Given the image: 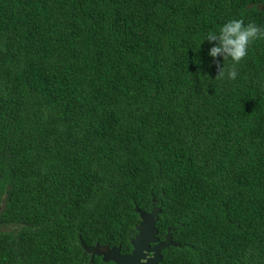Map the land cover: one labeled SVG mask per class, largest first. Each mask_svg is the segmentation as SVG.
<instances>
[{"label":"trees","instance_id":"1","mask_svg":"<svg viewBox=\"0 0 264 264\" xmlns=\"http://www.w3.org/2000/svg\"><path fill=\"white\" fill-rule=\"evenodd\" d=\"M261 4L0 0V264H114L158 207L161 264H264V38L235 80L202 42Z\"/></svg>","mask_w":264,"mask_h":264},{"label":"water","instance_id":"2","mask_svg":"<svg viewBox=\"0 0 264 264\" xmlns=\"http://www.w3.org/2000/svg\"><path fill=\"white\" fill-rule=\"evenodd\" d=\"M258 8L263 9L264 4L259 5ZM138 212L141 220L136 226L138 233L131 240L133 249L130 253L122 254L120 247L101 246L99 244L92 248L84 246L85 250L94 251L101 255L105 262L111 261L114 264H159L162 261V250L170 246H179V243L173 240L171 228L168 229L163 241L158 237L159 230L156 224L158 215L161 213L160 207L151 212L140 209Z\"/></svg>","mask_w":264,"mask_h":264},{"label":"clouds","instance_id":"3","mask_svg":"<svg viewBox=\"0 0 264 264\" xmlns=\"http://www.w3.org/2000/svg\"><path fill=\"white\" fill-rule=\"evenodd\" d=\"M264 38V27L255 23L245 24L242 19L233 18L225 22L219 31L208 32L205 39L209 43L216 42L209 50L213 58L223 57V60L231 58L233 64L227 70V78L235 80L238 76V65L248 54L249 45L256 39ZM201 42V43H202ZM225 67L218 65L215 79L225 78Z\"/></svg>","mask_w":264,"mask_h":264},{"label":"flooded vegetation","instance_id":"4","mask_svg":"<svg viewBox=\"0 0 264 264\" xmlns=\"http://www.w3.org/2000/svg\"><path fill=\"white\" fill-rule=\"evenodd\" d=\"M153 211V210H152ZM161 240V239H160ZM164 239H162V241H163ZM89 248H92V247H89ZM132 249H133V247H132ZM163 251V250H162ZM87 252H89V251H87ZM90 254H91V256H92V254L94 253L96 256H101V255H98L97 253H95L94 251H90L89 252ZM151 255V253L149 254V256ZM102 257V256H101ZM162 260H163V254H162ZM162 262V261H161ZM161 262L159 263V264H161Z\"/></svg>","mask_w":264,"mask_h":264}]
</instances>
